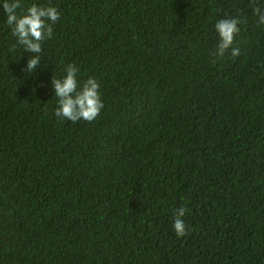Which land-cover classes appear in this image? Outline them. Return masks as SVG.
Returning <instances> with one entry per match:
<instances>
[{
  "label": "trees",
  "instance_id": "16d2710c",
  "mask_svg": "<svg viewBox=\"0 0 264 264\" xmlns=\"http://www.w3.org/2000/svg\"><path fill=\"white\" fill-rule=\"evenodd\" d=\"M2 3L0 264H264V25L249 0H23L60 12L33 73ZM226 15L246 20L235 58L214 55ZM69 63L100 84L92 122L55 115Z\"/></svg>",
  "mask_w": 264,
  "mask_h": 264
},
{
  "label": "clouds",
  "instance_id": "9594fccd",
  "mask_svg": "<svg viewBox=\"0 0 264 264\" xmlns=\"http://www.w3.org/2000/svg\"><path fill=\"white\" fill-rule=\"evenodd\" d=\"M254 16L258 17L257 24L264 25V5L259 0H249ZM2 8L6 16V23L11 33L16 37L17 44L25 52L31 53L26 66L22 71L33 73L40 66L42 44L53 37V25L60 19L57 7L31 3L25 5L23 0H3ZM246 23L240 16H225L218 19L214 28L218 35V42L214 55L223 57L231 49L233 58L240 55L239 48H233L235 36L239 33V25ZM16 45H13L14 50ZM215 63V60H213ZM79 68L69 63L64 69V75L57 78L53 75L51 84L57 97L56 117L76 123L79 120L92 122L103 109L100 84L94 77H88L78 82ZM186 208L179 207L174 210L173 230L177 237H183L189 231L182 217Z\"/></svg>",
  "mask_w": 264,
  "mask_h": 264
}]
</instances>
